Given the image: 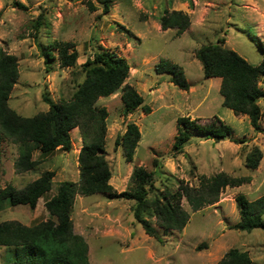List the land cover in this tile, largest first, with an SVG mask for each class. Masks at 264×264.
I'll use <instances>...</instances> for the list:
<instances>
[{
	"label": "rangeland",
	"instance_id": "rangeland-1",
	"mask_svg": "<svg viewBox=\"0 0 264 264\" xmlns=\"http://www.w3.org/2000/svg\"><path fill=\"white\" fill-rule=\"evenodd\" d=\"M21 3L23 8L14 6ZM109 10L105 12L104 3ZM182 11L191 18V27L181 36L175 29L163 31L160 18L165 12ZM42 25L37 27V21ZM55 42L72 43L78 52L76 64L62 67L55 59L45 64L41 51ZM219 44L235 51L246 61L259 65L264 59V0H0V49L15 56L19 80L9 106L23 117L49 110L46 95L60 103L70 100L86 78L83 64L96 53L109 51L124 57L130 65L126 84L144 98V108L124 115L122 91L96 104L108 111L105 158L111 169L110 184L118 193L131 190V175L143 167L156 176L154 195L173 193L181 182L198 186L202 176L225 173L249 178L240 187L226 188L218 203L193 212L185 200L190 221L181 232L163 234L153 216H147L159 230V242L148 236L133 217L134 201L110 199L103 194L76 197L71 218L74 231L89 245L90 264H217L237 248L249 252L253 264H264V230H235L240 222L236 197L254 201L264 195V99L259 127L246 115H235L223 106L221 79L206 78L196 52L202 46ZM168 60L183 68L189 89L181 90L170 75L158 74L155 66ZM264 90V81L259 83ZM189 117L202 126L220 118L233 129L230 138L214 141L192 132L182 152L173 149L178 119ZM141 132V141L132 162L126 161L122 137L129 124ZM215 125V124H214ZM72 149L58 150L29 172L16 171L21 147L3 142V172L0 188L18 189L54 171L52 190L38 201L34 210L26 206H5L0 222L18 221L31 226L49 218L44 203L62 181L78 183V157L82 148L79 130L70 132ZM263 157L257 169L247 166V156L255 149ZM33 159H40L35 149ZM264 219V214H263ZM0 264H15L13 249L0 247Z\"/></svg>",
	"mask_w": 264,
	"mask_h": 264
},
{
	"label": "trees",
	"instance_id": "trees-1",
	"mask_svg": "<svg viewBox=\"0 0 264 264\" xmlns=\"http://www.w3.org/2000/svg\"><path fill=\"white\" fill-rule=\"evenodd\" d=\"M14 6L25 8L17 2ZM104 8L108 12V3H104ZM41 25L42 19L38 18L36 26ZM160 26L163 31L175 29L177 35L181 36L191 27V18L182 11H166L160 18ZM54 50L58 51L62 67L76 64L78 52L68 42H55L45 47L41 51L45 64L49 65L55 59ZM196 58L206 78L221 79L223 106L235 115L248 116L251 125L258 128L262 111L257 102L264 99V90L259 86L264 81V59L259 65H253L235 51L219 44L202 46L197 50ZM83 68L86 78L70 100L56 103L44 95L43 100L49 105V110L27 118L9 106L11 93L19 80L18 59L0 49V175L3 172L2 144L5 141L21 147L15 166L16 171L24 173L36 169L58 150L71 151V130L77 128L82 140L78 157L79 182L62 181L58 184L56 193L44 203L49 218L31 226L18 221L0 222V247L13 249L15 264H90L89 245L83 236L75 233L71 218L78 195L103 194L110 199L134 201L132 211L135 221L148 236L161 242L159 230L147 216L156 219L157 226L165 235L181 232L191 218L182 205L183 200L193 212H198L218 203L226 188L240 187L250 182L249 178L220 173L211 177L202 176L198 186L181 182L173 193L166 191L163 195L156 194L149 198L156 176L143 167H136L131 175V190L116 192L110 184L111 169L104 154L108 111L96 104L100 98L121 90L124 115L133 114L139 108L148 112L150 109L143 105L142 95L125 83L130 75V65L124 57L102 51L88 58ZM155 71L169 74L170 81L179 89H189L185 72L179 65L162 59L155 66ZM216 120L215 125L202 126L189 117L179 118L174 151H183L191 140L192 132L214 141L230 138L233 129L220 118L216 117ZM140 141L141 132L132 123L125 134L116 139V146H122L126 161L132 162ZM35 149L40 152V159L32 158ZM262 157V151L255 148L247 156V166L257 169ZM54 176V171H45L22 189L10 184L0 188V211L5 206H26L34 210L38 201L52 190ZM236 205L240 222L233 229L245 232L264 230V195L254 201L245 195H238ZM217 264H253V260L249 252L233 248Z\"/></svg>",
	"mask_w": 264,
	"mask_h": 264
}]
</instances>
